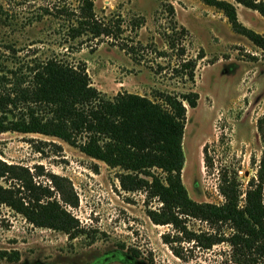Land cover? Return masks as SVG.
Instances as JSON below:
<instances>
[{
    "label": "rangeland",
    "instance_id": "374dc122",
    "mask_svg": "<svg viewBox=\"0 0 264 264\" xmlns=\"http://www.w3.org/2000/svg\"><path fill=\"white\" fill-rule=\"evenodd\" d=\"M82 1L0 0V62L13 64L6 61L12 52L4 48L10 44L17 61L56 57L72 65L84 63L92 86L109 98L124 92L149 99L157 93L196 92L197 106L185 104L182 141L181 179L188 196L198 203L222 204V174L235 178L244 193L257 174L264 146L257 130L264 115L262 51L236 34L222 12L200 0H92L97 18L120 31L70 40L65 12L76 13ZM225 1L236 7L243 26L264 37V17ZM188 61L195 62L193 83L183 68ZM0 160L42 173L37 180L44 184L50 185L49 174L68 182L78 206L67 209L84 230L83 236L70 240L34 227L0 205V251L20 255L16 263L0 264H235L225 243L210 250L176 243L186 259L175 257L162 240L165 234L176 235L173 227L155 225L147 216L160 203L144 192L122 191L117 170L60 140L3 133ZM186 226L197 233L212 232L197 220ZM223 231L230 233L226 227Z\"/></svg>",
    "mask_w": 264,
    "mask_h": 264
},
{
    "label": "trees",
    "instance_id": "16d2710c",
    "mask_svg": "<svg viewBox=\"0 0 264 264\" xmlns=\"http://www.w3.org/2000/svg\"><path fill=\"white\" fill-rule=\"evenodd\" d=\"M200 1L222 12L231 29L264 54V37L238 21L232 3ZM233 1L264 17V3ZM168 9L173 11L172 6ZM65 14L70 40H94L120 31L119 26L97 18L92 0H83L76 13ZM4 48L12 52L13 57H6V61L13 64L0 62V134L54 138L117 170L122 191L144 192L147 198L160 203L158 209H148L147 216L155 225L173 227L176 235L165 234L162 240L179 259L186 256L176 243H192L200 250L225 243L231 248L233 263L264 264V146L257 174L248 181L244 193L235 178L222 174L219 191L224 202H195L188 196L181 173L186 105L197 106L196 92L157 93L153 99L124 92L109 98L92 86L84 63L72 65L56 57L38 58L32 63L17 61L15 47L8 44ZM183 68L193 83L195 62L188 61ZM257 130L264 142V115L257 121ZM48 144L59 148L55 143ZM36 149L41 152L39 147ZM42 175L0 160V205L34 227L63 233L70 240L83 236L84 230L67 209L78 206L70 184L51 174L50 185L44 184L37 180ZM242 194L245 196L240 204ZM189 220L206 224L212 232L190 231L186 226ZM225 227L230 231L228 235L223 231ZM19 259L17 251H0V261L16 263Z\"/></svg>",
    "mask_w": 264,
    "mask_h": 264
}]
</instances>
